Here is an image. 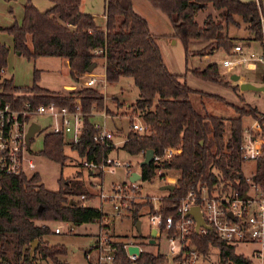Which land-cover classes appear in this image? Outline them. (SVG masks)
Instances as JSON below:
<instances>
[{
	"label": "trees",
	"instance_id": "trees-1",
	"mask_svg": "<svg viewBox=\"0 0 264 264\" xmlns=\"http://www.w3.org/2000/svg\"><path fill=\"white\" fill-rule=\"evenodd\" d=\"M53 5L41 11L32 0L24 3L21 22L15 21L0 30L13 36L14 49L29 59L42 56L61 57L69 62L72 79L80 83L87 69L98 60L104 62L108 83L117 82L124 76L133 77L140 96L133 104V115L140 117L146 130L139 133L132 128L125 135L120 147H106L94 141L96 132L92 110L105 109L103 94L94 87L84 86L65 92L52 90L39 83L40 69L34 70L33 84L18 86L13 76L5 74L10 48L0 39V108L9 103L21 107L25 102L50 103L74 107L81 101L84 127L81 140L71 146L82 158L100 160L103 155H114L120 150L129 155L145 156L146 150L154 149L163 155L168 147L181 149L180 153L160 161L152 160L141 166L142 179L152 180L157 170L162 175L167 171L178 172L174 189L161 196L164 214H177V207L192 186L206 184L209 190L218 193L231 187L241 193L250 188L244 171L240 144L243 136L244 116H256L259 108L236 107L237 116L226 120L213 113L200 112L191 99L196 90L181 76L171 72L163 58L161 48L151 33L148 20L134 9L133 0H106L105 26H101L91 13L82 12V0H50ZM165 12L173 32L170 36L179 39L185 49L186 60L191 53L212 54L223 49L226 53L236 44L228 32L231 23L240 25L236 15L248 24L251 36L247 42L263 37L261 17L264 15L262 1L242 0H148ZM207 4L219 10L218 15L209 14L202 23L197 21V12ZM206 40L200 49L190 48L191 42ZM103 49V53H97ZM192 74L200 79L230 85L221 78L219 64L214 61L203 69H194ZM264 83V79H263ZM232 85V84H231ZM240 84L232 85L237 91ZM96 109V110H97ZM109 112V110H108ZM131 123L133 120H130ZM131 127V126H130ZM264 127V126H263ZM65 136L47 132L40 153L62 165L68 154ZM251 179L264 187V152L253 161ZM84 195V199H80ZM88 180L81 177L59 178L58 190H51L42 182L38 172L32 174H8L0 170V264H45L43 260L59 263L67 255L64 244L50 245L45 236L52 232L43 221H66L73 224L101 222V208L83 205L84 200L94 197ZM74 201V202H72ZM153 211L152 201H132L130 217L139 220L142 207ZM192 242L206 255L211 245L220 248L223 264H251L252 260L235 252V246L220 240L215 233H194ZM135 243L144 245V236L139 233ZM125 239L113 240L111 261L97 264H162L163 252L154 253L142 249L135 260L129 256ZM93 249V248H92Z\"/></svg>",
	"mask_w": 264,
	"mask_h": 264
},
{
	"label": "rangeland",
	"instance_id": "rangeland-1",
	"mask_svg": "<svg viewBox=\"0 0 264 264\" xmlns=\"http://www.w3.org/2000/svg\"><path fill=\"white\" fill-rule=\"evenodd\" d=\"M10 5L7 6V0H0V25H10L14 19H21L23 12V6L26 0H9ZM35 5L41 10L45 11L49 9L53 3L50 0H32ZM106 0H82L81 10L82 12L92 13L96 21L104 25L106 22L104 17ZM137 11L142 14L143 17L148 19L152 24L154 33H165L167 30H172L170 19L163 13L164 17H161L157 13L158 8L151 6L147 0H136L135 2ZM161 12V11H160ZM219 10L215 9L212 4H207L202 7L198 12L196 19L199 23H202L206 16L209 14L218 15ZM165 14V15H164ZM15 17V18H14ZM236 21L240 22V25L231 23L228 27V32L231 37H234L236 43L244 44L246 51L262 52L261 40H253L247 42L248 37L251 36V32L248 28V24L244 22L241 16L236 15ZM167 35L160 36L161 51L167 62L168 69L176 74L183 75L181 79L187 81L196 91L192 93L191 99L194 102L196 108L202 113H213L218 116H222L226 120L227 130L230 127V119L237 116L236 107L249 106L257 107L259 110L264 109V91L255 89L242 90L239 86L235 91L232 85L240 84V80L243 82H252L258 86L263 85L264 79V64L258 61L256 68L248 69L242 67L235 71H228L224 67L220 60L226 56V52L220 49L217 53L207 54L208 56L193 52L186 60L185 49L180 40L169 39V33ZM174 41V42H173ZM176 41V42H175ZM208 44L206 40H195L191 42L190 48L197 50ZM213 59L219 64V72L221 78L227 80L230 85H223L221 83L203 80L195 77L192 74L194 69H203ZM104 62L98 60V65L94 69L96 74L104 73ZM35 69H40V84L47 85L51 88H56L58 85L64 82L71 81L68 67L64 63V59L61 57L45 56L37 59H29L24 55H18V53L11 47V53L9 57V75L13 76L14 82L18 86H25L33 81V74ZM237 73L241 75L239 81L232 80V74ZM100 78V77H99ZM232 84V85H231ZM79 88L80 83L77 85ZM104 96L105 109L109 116L106 120V124L115 131V141L125 138V135L130 130L131 121H140V117L133 115V104L140 96L138 86L135 84L133 77L124 76L117 82H111L104 86L103 83H98L97 87ZM75 89V88H74ZM72 90H64L65 92ZM97 109V108H96ZM100 111L99 109H97ZM250 117V115L244 116V118ZM42 124V129L38 131L32 141V159L34 160L36 167L33 171H37L42 178V182L45 186L51 190H58L59 178H74L81 177L87 179L88 169L83 166L82 158L78 153L70 146H66V153L68 158L64 165L58 163L48 157L42 155L40 150L44 145V136L50 130L48 127L47 117H36ZM94 122H104V118L101 114H95L92 116ZM124 137V138H123ZM122 160L131 161L133 170H139L141 157L138 155L122 156ZM254 169L253 161L244 163V171L250 174ZM31 173V172H30ZM30 173L28 175H30ZM167 175L174 179L178 176V172L167 171ZM109 176H105V180H109ZM115 179L122 181L126 177L123 174L115 175ZM171 182L162 180L159 177H154L152 180L140 179L143 192L148 196L157 195L162 196L168 192V190L162 189V185ZM109 183V181H108ZM81 199V198H80ZM82 200V199H81ZM138 200V199H137ZM141 202V201H137ZM83 205L94 206L101 208L104 213V219L100 222H89L79 224H73L66 221H43L38 220V223H44L51 227L52 232L46 235L44 238L48 240L50 245L64 244L67 248V255L59 257L60 262H52L50 260H43L45 264H97L98 261H103L101 256L109 252L110 248L105 245V248H93L100 240L99 238H111L125 239L131 242L136 241L134 238L140 232L138 230L137 222L141 221V234L144 236L145 244L142 245V249L148 250L154 253L163 252L166 256L165 261L162 264H177L172 258L168 256L169 242L167 237L162 232H157L155 242H151L152 228H156L150 224L149 217L151 213L147 207H142L139 220L134 222L130 217V211L128 209H122L120 214H117L116 209L112 205V201H103L100 196L94 195L93 198L84 200ZM57 228H60V232H55ZM259 246L256 243H240L235 246V252L244 254L252 260L251 264H259V260L254 255L256 249ZM220 248L216 245H211L206 255L201 254L198 257L196 264H223L221 259ZM229 264V263H228Z\"/></svg>",
	"mask_w": 264,
	"mask_h": 264
},
{
	"label": "built area",
	"instance_id": "built-area-1",
	"mask_svg": "<svg viewBox=\"0 0 264 264\" xmlns=\"http://www.w3.org/2000/svg\"><path fill=\"white\" fill-rule=\"evenodd\" d=\"M262 33L264 35V15L261 17ZM262 52L246 51L244 44L236 43L231 53L220 60V63L232 72L242 67L248 69L256 68L258 61L264 64V38L260 42ZM97 53H103V49H98ZM219 62V61H218ZM100 77V78H99ZM107 85V78L104 73L96 74L94 70L87 72L81 80L79 88L84 86L97 87L98 83ZM264 85V83H263ZM101 114L104 122H94L95 134L94 141L106 147H116L115 133L106 124L109 116L106 110H96L93 107L92 116ZM47 117L48 132L58 133L65 136V142L68 146L78 144L81 140L84 127V113L81 101L77 99L74 107L59 105L55 102L39 103L25 102L21 107H13L9 103L0 108V170L8 174H32L36 167L32 159L31 141L33 136H29V130L32 123L42 124L36 117ZM264 109L256 116L246 117L242 120L243 136L240 144L241 157L244 162L255 161L264 152ZM131 128L139 133L146 130L145 125L140 121H132ZM39 130V131H40ZM125 140H122V143ZM142 151L140 155L143 153ZM181 149L177 147H168L164 154L156 155L152 160L160 161L169 158ZM142 156V155H141ZM144 157V156H143ZM82 164L88 169V185L92 192L100 196L103 201L110 200L117 211L121 213L122 209L131 207L132 201H145L148 198L152 201L153 211L150 212V224L156 227L157 232L166 235L169 242L170 258L177 264H196L198 257L202 254L198 247L192 242L194 233L206 235L215 233L217 237L231 245L240 243H256L259 248L255 250L254 255L259 260V264H264V187L256 184L249 174H246V180L250 183V188L241 193L229 187L224 193L212 192L206 184L198 183L192 186L187 195L181 200L177 207V214H164L161 210V196L152 195L143 192L140 179H142L141 169L136 170L141 174V178L135 181L130 180L133 171L131 161H124L117 155H107L100 160L88 159L83 157ZM119 168L126 172V180L108 182L106 175H114ZM162 169L157 170L156 177L162 180L176 181V176L171 179L167 174L162 175ZM167 183V182H166ZM85 196L82 195L81 199ZM138 199V200H137ZM193 206H199L201 216L205 226L197 229V222L193 214L189 211ZM57 228L55 232H60ZM100 240L92 248H110L109 252L101 256L103 261H111L113 255L111 250L112 239L100 237ZM138 245L129 242L126 244ZM91 248V249H92ZM129 254V252H128ZM132 260L137 258L136 254H129Z\"/></svg>",
	"mask_w": 264,
	"mask_h": 264
},
{
	"label": "crops",
	"instance_id": "crops-1",
	"mask_svg": "<svg viewBox=\"0 0 264 264\" xmlns=\"http://www.w3.org/2000/svg\"><path fill=\"white\" fill-rule=\"evenodd\" d=\"M8 2H7V6H9L10 5V1L9 0H7ZM148 1V0H147ZM242 1H246V2H258L259 0H242ZM262 1V5H263V7H264V0H261ZM135 2H136V0H133V5H134V9L136 10V12H138L137 11V9H136V5H135ZM152 6V5H151ZM24 7V6H23ZM157 9V8H156ZM161 11V12H160ZM162 10H160V9H158V11H157V13H159V15H161V17H164L163 16V13H165V12H163ZM88 13V12H87ZM139 13V12H138ZM92 14V13H91ZM140 14V13H139ZM166 14V13H165ZM164 14V15H165ZM140 15H142V14H140ZM23 16H24V8H23V12H22V15H21V19L20 20H17L15 17V19H14V21L10 24V25H12L15 21H18V22H21L22 21V19H23ZM166 16L168 17V15L166 14ZM105 17V16H104ZM169 18V17H168ZM105 20H106V18H105ZM148 20V19H147ZM148 22H149V27H150V30H151V33L153 34V36H154V38H155V40L157 41V43L159 44V46L161 47V43H160V36L162 37L164 34L165 35H167L166 33H169L168 35L170 36L171 34H172V32H173V28H172V23H171V21H170V25H171V28H172V30L170 29V30H167L165 33H159L158 35H156L155 33H154V30H153V28H152V24L150 23V21L148 20ZM99 24V23H98ZM105 24H106V22L104 23V25H101V24H99V25H101V26H105ZM10 25H0V28L1 27H5V26H10ZM174 39L172 36H170V38L169 39ZM0 39L4 42V43H6L8 46H9V48H10V51H9V56H8V65H7V67H6V69H5V74L6 75H8V76H10L9 74V57H10V53H11V47H13L14 48V40H13V36L9 33V32H4V31H1L0 30ZM176 40L178 41L179 39H177L176 38ZM174 42V41H173ZM176 42V41H175ZM252 44V42H250V44L249 45H251ZM162 49V48H161ZM15 50V49H14ZM219 51V50H218ZM218 51H215L214 53H217ZM214 53H212V54H214ZM163 54V53H162ZM18 55H20V54H18ZM206 56H208V55H206ZM42 57H45V56H42ZM47 57V56H46ZM52 57H55V56H52ZM163 58H164V61H165V57H164V55H163ZM37 59V58H36ZM64 59V58H63ZM215 60L213 59V61L212 62H214ZM64 63H65V65L68 67V71L70 70V66H69V62H68V60H66V59H64ZM165 63H166V65H167V62L165 61ZM211 63V62H210ZM168 66V65H167ZM169 68V67H168ZM34 69H35V67H34ZM69 75H70V73H69ZM70 79H71V81H68V82H64L63 84H61V85H58L56 88H51V87H49V86H47V85H43L42 83H41V85L42 86H44V87H47V88H50V89H52V90H68V89H76L78 86V83L77 82H75L73 79H72V77H71V75H70ZM240 79H241V75H240ZM33 80H34V74H33ZM32 80V81H33ZM39 82H40V80H39ZM240 84L241 83H243V80H240V82H239ZM16 84V83H15ZM33 84V82L32 83H29L28 85H25V86H30V85H32ZM17 85V84H16ZM108 113V112H107ZM109 114V113H108ZM113 130V129H112ZM114 131V130H113ZM114 133H115V131H114ZM115 136H116V133H115ZM124 138V137H123ZM122 140L123 139H121V140H118V141H116V147H120V145L122 144ZM124 140H125V138H124ZM114 155H117V156H119L120 158L124 155V156H127L128 155V153L127 152H125V151H123V150H120V152L119 153H113ZM142 155V154H141ZM140 154L138 155V156H140L141 157V160H140V162L143 160V156H141ZM119 174H123L126 178H127V176H126V172H125V170L123 169V168H119L118 169V171H117V173L116 174H114V175H110L109 176V183L108 184H110L111 182H116V181H119V180H117V179H115L114 178V176L115 175H119ZM106 177H107V175H106ZM126 178L124 179V180H126ZM106 181H107V178H106ZM107 181V182H108ZM123 181V180H122Z\"/></svg>",
	"mask_w": 264,
	"mask_h": 264
},
{
	"label": "water",
	"instance_id": "water-1",
	"mask_svg": "<svg viewBox=\"0 0 264 264\" xmlns=\"http://www.w3.org/2000/svg\"><path fill=\"white\" fill-rule=\"evenodd\" d=\"M17 53L20 54V52H17ZM97 65H98V63L94 62L91 66L88 67L87 72H92L97 67ZM231 78L234 81H239L240 75L237 73H234V74H232ZM240 88L242 90L255 89V90L264 91V85L258 86L252 82H243L240 84ZM40 128H41V125L39 123H37V122L32 123L30 130H29V136H33L35 134V132L40 130ZM153 157H154V149H152V148L147 149L143 160L140 162V165L143 166V165L150 164ZM140 178H141V174L138 171L133 170L131 175H130V180L135 181V180L140 179ZM174 187H175V185L170 184V183H166V184L162 185V189L169 190V191L173 190ZM72 202H74V201H72ZM189 213L194 215L196 222H197V226H196L197 229H199L200 226H205V222L201 216L199 206H193L190 209ZM137 226H138L139 232L141 233V221L140 220L137 222ZM156 234H157V229L152 228L151 240H150L151 242H155ZM140 251H141V249L138 245H130L128 247L129 254L138 255L140 253Z\"/></svg>",
	"mask_w": 264,
	"mask_h": 264
}]
</instances>
